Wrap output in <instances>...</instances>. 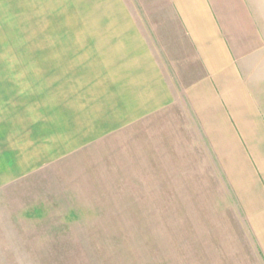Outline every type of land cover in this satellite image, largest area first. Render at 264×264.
Instances as JSON below:
<instances>
[{"label": "rangeland", "instance_id": "obj_1", "mask_svg": "<svg viewBox=\"0 0 264 264\" xmlns=\"http://www.w3.org/2000/svg\"><path fill=\"white\" fill-rule=\"evenodd\" d=\"M72 11L0 0V92L49 94L71 72ZM181 102L1 187L0 264H264L242 197Z\"/></svg>", "mask_w": 264, "mask_h": 264}, {"label": "crops", "instance_id": "obj_2", "mask_svg": "<svg viewBox=\"0 0 264 264\" xmlns=\"http://www.w3.org/2000/svg\"><path fill=\"white\" fill-rule=\"evenodd\" d=\"M71 6V72L49 94L0 92V188L183 100L264 252V0Z\"/></svg>", "mask_w": 264, "mask_h": 264}]
</instances>
